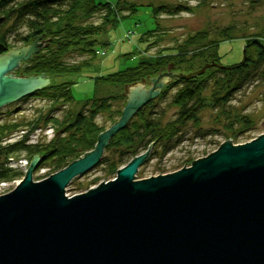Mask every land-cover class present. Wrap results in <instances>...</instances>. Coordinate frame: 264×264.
<instances>
[{
  "label": "water",
  "instance_id": "obj_1",
  "mask_svg": "<svg viewBox=\"0 0 264 264\" xmlns=\"http://www.w3.org/2000/svg\"><path fill=\"white\" fill-rule=\"evenodd\" d=\"M39 37L0 54V106L50 83L44 74H5L39 50ZM206 66L147 77L153 81L148 89L143 80L126 85L119 119L98 135L94 148L36 181L31 170L40 157L34 155L14 189L0 195V264H264V133L240 144L225 139L189 166L136 179L151 142L115 178L65 194L168 79Z\"/></svg>",
  "mask_w": 264,
  "mask_h": 264
},
{
  "label": "rangeland",
  "instance_id": "obj_2",
  "mask_svg": "<svg viewBox=\"0 0 264 264\" xmlns=\"http://www.w3.org/2000/svg\"><path fill=\"white\" fill-rule=\"evenodd\" d=\"M104 1L116 2L117 0ZM129 4L136 5V10L131 12ZM163 4L166 6L182 5L184 9L177 14L159 11L154 16L151 10L152 6ZM117 8V13L110 16L112 21L93 36L95 41L91 48L95 51V55L79 72L56 76L52 79L44 76L56 83L65 80L71 81V91L75 100L52 102L44 98L28 97L2 104L0 106V123H20L16 129L0 137L2 145L14 143L21 138H26L28 144H45L59 135H65L67 131L60 133L50 123L41 121L35 129L30 130L27 122L34 120L39 115L63 118L67 111L73 114L77 111L88 114L91 101L102 97H110V111H99L95 115L94 121L97 125L105 127V130L110 128L119 119L120 115L117 110H122L127 100L128 91L124 94L121 92L125 89L129 90L130 87L107 83L95 84L94 78L135 65L139 58L156 57L162 54L165 47L169 49L175 47L188 35L200 29H206L209 38H217L216 32L219 29L228 25L235 26L236 38L224 40L219 44L218 53L222 65L232 64L242 59L243 44L247 37L245 35L264 32V0H119ZM103 14L104 10L99 11L84 22L100 23ZM149 30H152V33L147 35ZM0 31L6 32L12 47H18L24 44L20 41V37L26 34L27 26L17 22L15 16L7 19L0 14ZM146 38L147 40H145ZM36 42H41L42 46L44 44L40 37ZM88 56L87 53L74 49L67 52L63 59L68 63H74ZM22 62L25 60H19L17 66L5 74L19 77L29 76L21 72V68L24 67L20 66ZM261 67H264V63ZM11 71L14 72L11 73ZM172 80L174 79H168L160 87L159 92ZM139 82L142 83V80ZM152 84L153 81L147 82L145 78L142 88L148 89ZM179 85L174 84L169 87L161 98L158 97L159 94L151 98L155 101L154 109L164 112L163 122L175 116L177 108L170 104V98ZM128 86H135V84ZM153 88L156 89L157 84ZM229 104L227 108H230L232 112L246 114L253 120V125L242 129L238 123L234 122L233 130L236 137L232 138L230 137L232 132L225 127L228 121L226 114L221 113L217 107L206 105L198 112L199 124L186 121L177 136L168 142L172 147L165 153L162 154V147L159 146L157 151L150 156L151 148L148 150V155L138 167L135 178L156 176L159 172L160 174L173 172L180 169L184 162H186L184 167L189 166L192 159L204 157L209 152L216 150L225 139L231 138V143L240 144L264 133V78L259 75L255 76L233 94ZM146 149L139 148L138 155L144 153ZM119 155V149H103L101 159L94 166L73 178L65 186V194L72 196L96 186L102 180L107 181L115 178L116 171L109 169L108 163L111 160H117ZM81 156L83 154H80L79 157ZM130 156L131 154L123 155L124 158ZM39 159L31 170L32 179L35 181L54 173L52 172V163L40 164ZM3 161L5 162L3 166L12 169L9 173L11 175L16 173V175L0 181V195L14 189L24 177L30 164L28 154L23 150L9 154L7 159H4V155L0 154V164Z\"/></svg>",
  "mask_w": 264,
  "mask_h": 264
},
{
  "label": "trees",
  "instance_id": "obj_3",
  "mask_svg": "<svg viewBox=\"0 0 264 264\" xmlns=\"http://www.w3.org/2000/svg\"><path fill=\"white\" fill-rule=\"evenodd\" d=\"M118 1L108 2L104 0H0V14L2 17L10 18L15 16L17 22L27 26V32L20 37L24 44L32 42L33 38L40 36L43 46L34 52L25 62L21 72L24 74H44L50 79L65 74H73L88 63L95 55L91 48L94 35L97 34L106 24L112 21L111 15L117 13ZM131 12L136 10V5L129 4ZM183 8L182 5L152 6L154 16L159 11L169 14H177ZM104 10L100 23H85L93 14ZM152 30L147 31V35ZM236 28L233 25L219 29L217 38H209L206 29H200L188 35L180 44L173 48L165 47L162 54L142 59L132 66L118 69L114 72L99 75L94 78L95 84L107 83L119 85L120 87L134 84L147 77L158 73L170 71L172 73L189 74L204 67V71L187 77L174 79L163 90L159 92L161 98L174 84H180L170 98V104L175 106L174 118L163 122L164 112L154 109V99L149 100L140 107L127 123L108 139L104 149H119L120 155L117 160H111L108 168L117 172L127 164L133 157L138 155L139 148L146 149L152 142L150 154L162 147V154L172 146L168 142L177 136L181 126L186 121L199 124L198 112L206 105L217 107L219 111L226 114L228 119L225 127L236 137L234 133V122L240 128H249L253 120L246 114L231 111L227 108L233 94L239 91L255 76L264 78V32H256L247 36L243 44L242 59L228 65H222L218 47L220 42L236 38ZM146 35V36H147ZM147 40V38L145 39ZM149 44V43H148ZM12 47L7 39L6 32L0 31V54ZM77 49L87 53L89 56L79 62L68 63L64 61V55ZM72 82L65 80L60 83L52 82L31 93L21 97H39L52 102L63 100L74 101L71 91ZM110 97L93 99L88 114L77 111L74 114L67 111L63 118L56 116L39 115L34 120L27 122L30 130L35 129L38 123H50L62 135L45 144L26 143V138L2 145L0 142V154L7 159L9 154L18 151H25L30 159L38 154L40 164L52 163L53 171L56 172L70 162L77 159L80 154L92 150L97 141L98 135L105 130V127L95 123L94 117L99 111H110ZM122 110H117L118 115ZM230 119V120H229ZM20 125L19 122L0 123V137L11 132ZM1 141V139H0ZM80 152V153H79ZM131 154L124 158L123 155ZM101 159V158H100ZM0 164V181H4L11 175L10 167Z\"/></svg>",
  "mask_w": 264,
  "mask_h": 264
}]
</instances>
